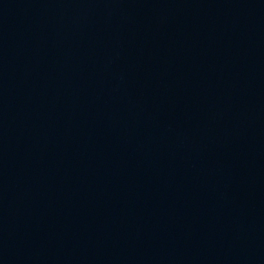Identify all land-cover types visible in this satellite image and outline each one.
Masks as SVG:
<instances>
[{"label":"water","instance_id":"95a60500","mask_svg":"<svg viewBox=\"0 0 264 264\" xmlns=\"http://www.w3.org/2000/svg\"><path fill=\"white\" fill-rule=\"evenodd\" d=\"M0 264H264V0H0Z\"/></svg>","mask_w":264,"mask_h":264}]
</instances>
